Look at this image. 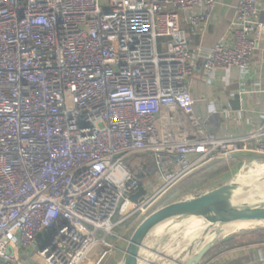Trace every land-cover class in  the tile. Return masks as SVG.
I'll list each match as a JSON object with an SVG mask.
<instances>
[{"label":"built area","instance_id":"obj_1","mask_svg":"<svg viewBox=\"0 0 264 264\" xmlns=\"http://www.w3.org/2000/svg\"><path fill=\"white\" fill-rule=\"evenodd\" d=\"M216 6L0 0V264H89L115 229L202 167L264 158V123L218 139L192 110L197 54L178 12L201 9L189 23L205 29ZM263 10L238 0L229 44L205 54V79L249 71ZM140 158L148 164L129 165ZM255 248L243 264H264Z\"/></svg>","mask_w":264,"mask_h":264},{"label":"crops","instance_id":"obj_2","mask_svg":"<svg viewBox=\"0 0 264 264\" xmlns=\"http://www.w3.org/2000/svg\"><path fill=\"white\" fill-rule=\"evenodd\" d=\"M237 4L238 0H217V6L211 15L210 23L205 29H196L189 23L190 17L201 12V9L178 12L179 25L187 35L189 49L197 54L196 69L188 87L190 95L194 99L192 110L195 116L207 121L208 133L218 139L245 137L264 123V25L259 27L255 33V50L249 71L240 72L236 68L218 69L213 71L207 79L204 76L206 52L221 40L229 44V26L234 18ZM259 6L264 9V0H259ZM260 20L264 24V10L260 14ZM135 160L131 164L132 168L137 164H146L143 161L139 162V159ZM140 181L143 183L145 179L141 178ZM117 237H111L112 241H108L113 247L105 251V257L98 264H107L106 262L115 253H117L115 255L121 256L120 261H122L126 246L123 252L119 246L125 242L127 245L129 239ZM255 249L257 248L249 251L250 261L254 259ZM181 251L183 250L180 247L177 252ZM170 257L171 259H168ZM172 257L175 259L177 254L173 252L171 256L158 258L154 263L163 264L166 259L173 263ZM97 261V258L91 257L89 264H96ZM21 264L37 263L31 258L24 257L21 259ZM143 264L145 263L143 262Z\"/></svg>","mask_w":264,"mask_h":264},{"label":"rangeland","instance_id":"obj_3","mask_svg":"<svg viewBox=\"0 0 264 264\" xmlns=\"http://www.w3.org/2000/svg\"><path fill=\"white\" fill-rule=\"evenodd\" d=\"M135 161L136 160L132 161L131 164ZM142 161L148 164V160L146 158L139 159V162ZM259 176H264L263 157L254 155H239V157L237 156L227 160L210 163L178 183L155 204L151 205L143 215L135 216L134 218L126 221L122 226L115 229L114 233L116 236L128 240L135 228L144 219L165 207L202 199L209 196L216 190L219 191L223 187L233 185L239 186L240 184L238 185V183L244 179L248 181V187L244 189L250 190L252 189L254 181L260 178ZM258 190L264 196V187H259ZM168 230L169 228L161 231L155 230L156 232L152 233L147 238L139 252L140 261L138 264H143L144 261L150 262L154 257L156 258L159 255L164 257L171 256L173 252L177 254V257L173 260V264H185L190 259L194 248L199 246L202 242L201 237H199L201 236V230H175L171 232L160 244V239L168 232ZM227 236H232V239L226 242H221L222 239ZM108 241L111 242L112 238L110 237ZM188 244H190L188 248L181 252H177L180 247ZM125 246L126 242L119 246L122 252L124 251ZM262 246H264V225L238 230L233 234L220 236L213 246L207 250L201 262L202 264L248 263L250 262L249 251L255 247ZM105 251H107V248L100 247L92 257L98 259ZM115 254L110 257V259L106 262L107 264L108 262L109 264H121V256L119 257ZM226 257H228V260ZM104 259L106 260L107 258ZM168 259H171V257Z\"/></svg>","mask_w":264,"mask_h":264},{"label":"water","instance_id":"obj_4","mask_svg":"<svg viewBox=\"0 0 264 264\" xmlns=\"http://www.w3.org/2000/svg\"><path fill=\"white\" fill-rule=\"evenodd\" d=\"M253 185L254 190L242 189L236 192L230 201L222 205L209 200V197L216 190L202 199L168 206L153 213L144 219L130 236L121 264H138L140 261L139 252L144 241L156 228L169 222L172 225L169 227L168 232L160 239V244L171 232L175 230H189V227L195 230H206L228 224L264 222V196L257 191L259 186L264 185V178L256 179ZM233 188L235 187L233 186ZM246 197L255 199L262 207L255 210L242 208L240 202ZM231 239L232 236H227L221 242ZM199 246L197 256L194 259L190 257L185 264H200L209 248L203 250L201 243ZM163 264H168V260Z\"/></svg>","mask_w":264,"mask_h":264},{"label":"bare ground","instance_id":"obj_5","mask_svg":"<svg viewBox=\"0 0 264 264\" xmlns=\"http://www.w3.org/2000/svg\"><path fill=\"white\" fill-rule=\"evenodd\" d=\"M259 177L260 178H264V176H259ZM260 178H258V179H260ZM238 185L239 186H237V185L234 186L233 185L235 187V189H233V186L223 187L219 191H216L215 193H213L209 197V200L213 201V202H215L216 204H219V205L225 204L226 202H228V201H230L232 199L233 195L236 192L248 187V181L246 179H244L240 183H238ZM259 187L263 188L264 185H261ZM250 190H254V185L253 184H252V189H250ZM257 191L259 192V190H257ZM240 205L244 209L247 208V209H252V210L259 209L260 207H262L260 203H258L255 199H253L251 197H246L244 200H242L240 202ZM171 225H172V223L169 222V223H166V224H163V225L159 226L155 230H157V231L165 230V229H168ZM262 225H264V222L261 221V222H252V223H246V224H228V225H225V226H218V227H215V228H209V229H206V230H201V232H200L201 236H199V237H201V240H202L201 248L203 250H207L209 247H211L216 242V240L220 236L233 234L235 231H238V230H244V229H248L250 227L262 226ZM155 230L153 232H156ZM193 230H195V229L189 227V230H184V231H193ZM189 246H190V244H188L186 246L184 245V246L181 247V250H184V249L188 248ZM199 248H200V246H197L192 251V254H191V258L192 259H194L197 256ZM158 257L161 258L163 256L159 255L156 258L154 257L155 258V259L153 258L154 260L152 259V261H150V262H145L144 261V263L145 264H151V263L153 264L154 262H156L158 260ZM172 259H174V257H172ZM154 264H156V263H154ZM160 264H162V263H160ZM168 264H173V263H172V261H168Z\"/></svg>","mask_w":264,"mask_h":264},{"label":"clouds","instance_id":"obj_6","mask_svg":"<svg viewBox=\"0 0 264 264\" xmlns=\"http://www.w3.org/2000/svg\"><path fill=\"white\" fill-rule=\"evenodd\" d=\"M121 175H122L124 178H126V177H127V172H126V170H121ZM113 179H114V182H115V177H113Z\"/></svg>","mask_w":264,"mask_h":264},{"label":"trees","instance_id":"obj_7","mask_svg":"<svg viewBox=\"0 0 264 264\" xmlns=\"http://www.w3.org/2000/svg\"><path fill=\"white\" fill-rule=\"evenodd\" d=\"M160 42H162V41H160ZM141 193H139L138 195H137V197L140 195ZM133 200H136V198L135 197H133Z\"/></svg>","mask_w":264,"mask_h":264}]
</instances>
